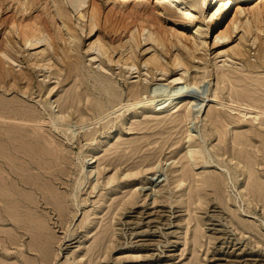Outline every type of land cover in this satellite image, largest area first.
<instances>
[{
	"label": "rangeland",
	"instance_id": "rangeland-1",
	"mask_svg": "<svg viewBox=\"0 0 264 264\" xmlns=\"http://www.w3.org/2000/svg\"><path fill=\"white\" fill-rule=\"evenodd\" d=\"M87 1L78 20L62 0L74 43L56 18L48 20L58 78L38 71L26 53L1 70L0 264H264V126L217 102L240 104L233 92L264 96L253 87L264 81V1H234L211 17L220 2L188 0L193 15L179 20L158 14L155 0ZM35 2L31 15L44 18L46 0ZM238 4L242 30L230 35ZM147 30L180 48L185 36L203 40L185 76L186 95L204 104L189 119L183 107L167 114L153 106L169 102L173 85L146 71L154 49L170 62V52L145 40ZM222 31L230 37L214 41ZM97 39L111 47V59H91L97 51L87 44ZM238 43L245 54L231 49ZM128 56L139 73L123 64ZM236 133L248 135L240 147L258 149L255 158L233 155Z\"/></svg>",
	"mask_w": 264,
	"mask_h": 264
},
{
	"label": "bare ground",
	"instance_id": "bare-ground-1",
	"mask_svg": "<svg viewBox=\"0 0 264 264\" xmlns=\"http://www.w3.org/2000/svg\"><path fill=\"white\" fill-rule=\"evenodd\" d=\"M35 1L36 0H0V36H1V40H0V77L3 76L1 74V70L4 69V66L6 64L8 66H10L9 62L13 63L15 61H18L20 56L23 57L24 59H26V56L24 55L26 53L28 56V61L38 71H44V73H49V75H54L55 78H58L59 72H56L53 69V67L57 68L56 67L57 63L53 62L54 61L53 57H54V55L59 56V53L55 50L54 43L52 41V39H54V38L51 37L49 30H48V20L52 21L51 18H53V17L56 18L55 20H58L60 22L59 27H65V29L68 31V32H66V35H67V39H68L69 44L74 43V39H76V36L73 35L74 34L73 31L71 33L72 28H70V25H68V23H67L68 21H66V17L69 18L67 16L68 7L62 2V0H46V3L42 8L43 9L42 13L46 12V15H47V16L45 15L44 18L41 16V13L39 15H33V14L31 15L30 11L33 10L34 8H36L34 6L36 3ZM205 1L206 0H202L200 2V5L205 4ZM212 1L214 3L216 2V4L218 2H220V4L218 5V8L216 9V12L211 15V17H214L215 14L217 15V14H220L221 12H223V7L225 9H228L230 6H232L234 1H237L239 3V2H246V1H250V0H212ZM262 1H264V0H259L258 2H262ZM66 2L68 3V5H71L72 7H74V9L77 12V19L78 20H83L85 18V16H86L85 13H83L81 11V9H79V8L84 6L85 4H88L87 0H66ZM155 3H156V5H158L160 7L158 14L164 15V16L166 15L169 18H174V19H178V20L181 17L188 19L189 17H191L193 15V14L191 15L190 11L192 9H195V6H193V3H189L188 0H155ZM240 7L241 6L238 4L237 9H236L237 12L235 11L234 17L232 18V21L230 22V24H231L230 35H232L235 32V30L241 29L240 27L243 24V23H241L242 21L241 22L237 21L238 12L241 11V10L238 11L239 9H241ZM12 9H13L12 13L9 14V12ZM48 11H49V14L47 13ZM92 14H93V16L89 15L90 16V19H89L90 20V24H89L90 25L89 26L90 32L93 30V28L96 25V21H95L96 19L94 20L92 18V17L96 18V16H94L95 13L93 11H92ZM149 19H151V18H149ZM153 19H154V17H153ZM52 23H53V21H52ZM248 24H249V21L245 20V25H248ZM214 25H215V23H212V25L210 27L208 26V30L211 29ZM245 25H243L244 28H245ZM155 28L158 29V27H155ZM81 29L82 30L84 29V25H81ZM142 29L144 30L145 28L142 27ZM152 30H154V29H152ZM173 30H175L174 33H176V34L181 33L180 31H177L176 29H173ZM245 30H247V28H245ZM224 31H226V30H224ZM160 32H162V31H160ZM248 32H250V30H248ZM222 33H223V31H222ZM222 33H220V34L218 33L215 36L214 41H216V40L219 41L221 39H226V38L230 37L229 32H228V34H227V32H225L223 34ZM132 36H134V35H132ZM162 36L164 38V35H162ZM162 36H158L157 33L154 31L147 30V36H146L145 40L147 41L148 39H150L153 42L157 43V46H160L161 50H164L166 53L170 52V62H167V61L164 62L163 56L161 55V53H163V52L160 51L161 53L159 54V50L153 48L154 50L153 51L151 50L152 53L146 57V59L143 61V64L146 66V71L148 73H151L152 75H154L153 70L160 71L159 75H160L161 80L169 79V83H172V85H173V89H172L173 91L170 92L171 94L169 93L170 94V98L168 97L169 102H167V99H165L162 102L157 101L158 103L153 104V106L157 107L158 112H162V111H160L162 108L165 109V112L167 114L177 113L183 107L184 113L181 117H182V119H184V118L189 119L192 117V114L194 115L195 113L196 114L199 113L200 110L202 109L201 107L204 104V103L203 104L200 103V105L199 104L196 105V104H194V99H193L194 96L190 97L189 95H186L188 93L187 92L188 89L191 87H190V82L187 79V76H185L186 72L189 69V63H190L189 57L193 55V51L196 50V48L202 44L203 40L201 39L198 32H197L198 37L196 36L197 38L195 36H191V37L185 36L184 40L179 39V44L181 45V48H180V47H178L177 43H172V41L168 40V43H167V41L165 40L166 38L162 39L161 38ZM130 38H132V37H130ZM242 39H244V38H242ZM242 39L240 38V40H242ZM87 45H88V47L86 48L87 51H89V50L97 51L96 55L89 54L91 56V59H96L97 57L99 58L100 55L106 56L108 59L112 58V55L110 52L111 47L109 48L110 51L107 48H104L103 47L104 45H102L100 43L99 39H97L95 41H90V42H88ZM169 45L171 47L176 46V49L174 52L169 50V47H168ZM241 46H243V45L241 43H238L237 46H235V45H234V47L231 46L232 47L231 49L232 50L234 49V53L236 55L245 54V52H243ZM62 47H65V46H62ZM64 49H61V50H64ZM68 49L69 50L73 49L71 51H74V49H76V48H75V45H73L70 48L68 47ZM33 50L35 52L31 53V51H33ZM69 50H67V51H69ZM113 50H114V48H113ZM60 55L62 56L63 54H60ZM63 58H65V57H63ZM129 58H126L123 61V64L126 65V67L129 66L128 67L129 69H132V68L136 69L137 70L136 72L139 73L140 69H139L138 64L133 62L131 58H130L131 62H130V60L128 61ZM64 61H65V59H64ZM110 62H111V60H110ZM115 62L118 64V62H120V61L117 60ZM121 64H122V62H121ZM98 66H100L102 69L103 66H102L101 61L99 62ZM172 66H174L176 69L180 68L182 70V72L178 73L177 71H174ZM58 68H59V70L62 69V67H58ZM172 72H174V74L169 76V74ZM22 74H23V76H22L23 78H25V79L29 78L26 73H22ZM228 79L231 82V78L228 77ZM138 86H139V84L136 85L137 88H138ZM253 87H254V89L260 88V89H263V91H264V81L263 80L258 81V82L256 81V83L253 85ZM246 92L242 93L243 95L240 94L239 92L230 93V97L232 99L234 98L235 100L241 101L240 104H237V103L234 105L233 104L230 105L229 103L226 104L220 98L217 102H218V104H221V106H227L231 110L237 109L239 111L244 112L243 116L246 114H251L252 122L258 121L257 125L264 126V119L260 118V116L264 117V96L263 97L262 96H260V97L254 96L253 93H249L248 91H246ZM245 97H247V98H245ZM185 98H187V99H185ZM183 100H185L186 102L182 103ZM210 100H212V99H210ZM243 102H245V103H243ZM164 104H165V106H164ZM193 107H196L197 110L196 109L193 110L192 109ZM234 112L236 113V111H234ZM216 113H218L217 116L220 117V114H219L220 112L217 111ZM194 118H195V116L193 117V119ZM3 119H6V118H3ZM14 120L15 119H13L12 121H14ZM18 121H23V120H18ZM26 122H29V121H26ZM45 122H46V120H45ZM60 126H62V125H60ZM55 127H56V125H55ZM254 127H255V129H257L256 126H254ZM257 133H256V135L260 136V134L259 133L257 134ZM235 136H236V138L231 136V142H232V145H234V144L238 145L239 149H238V151L234 150L233 155L237 156V155H240L241 153L250 154V152L248 153L247 151H245L242 148V146L240 147V145H242V141H240V138L246 137L247 139H249L248 135L245 134V136H243L240 133L239 134L236 133ZM258 151L259 150L257 149L253 155L252 154H250V155H252L255 158V156L258 155L257 154ZM191 153H192V150H190V157H191L190 159H191L192 163L194 165H196L198 163L199 157H195V156H193V153L192 154ZM91 160L89 159V161H91ZM93 162H95V161H93ZM16 173H19V172L16 171ZM2 181H4V179H2ZM4 192H6V191H4ZM27 220H29L30 222L35 221L32 216H28Z\"/></svg>",
	"mask_w": 264,
	"mask_h": 264
}]
</instances>
